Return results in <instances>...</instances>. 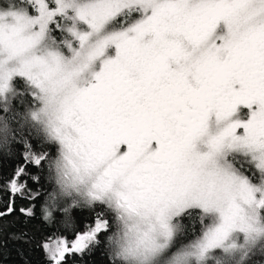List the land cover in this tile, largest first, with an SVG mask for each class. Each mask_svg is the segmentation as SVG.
I'll return each instance as SVG.
<instances>
[{
    "label": "snow or ice",
    "instance_id": "obj_1",
    "mask_svg": "<svg viewBox=\"0 0 264 264\" xmlns=\"http://www.w3.org/2000/svg\"><path fill=\"white\" fill-rule=\"evenodd\" d=\"M13 145L0 221L17 199L25 222L93 217L43 236V264H264V0H5Z\"/></svg>",
    "mask_w": 264,
    "mask_h": 264
},
{
    "label": "trees",
    "instance_id": "obj_2",
    "mask_svg": "<svg viewBox=\"0 0 264 264\" xmlns=\"http://www.w3.org/2000/svg\"><path fill=\"white\" fill-rule=\"evenodd\" d=\"M5 0H0V4ZM12 155H7V150L0 149V180L6 179L12 175L17 164H23L22 149L19 146H11ZM33 171L35 169H32ZM28 183H32L29 181ZM2 186V185H0ZM8 201V196L0 191V209H3ZM25 203L20 199L16 200L17 212L8 216L5 220L0 221L3 225V231L0 232V264H43L42 252L37 247L41 238L50 232H56L59 228L63 233L61 238L71 241L74 239V233H82L85 226L92 222L93 217L86 209H76L71 214L70 223L65 226L63 224L45 226L40 219H32L25 222L23 215L19 214L18 209ZM27 233L25 240L11 239L10 233ZM68 264H108L107 257L103 248H97L86 254L81 259L79 254L73 259L69 257Z\"/></svg>",
    "mask_w": 264,
    "mask_h": 264
},
{
    "label": "rangeland",
    "instance_id": "obj_3",
    "mask_svg": "<svg viewBox=\"0 0 264 264\" xmlns=\"http://www.w3.org/2000/svg\"><path fill=\"white\" fill-rule=\"evenodd\" d=\"M70 242V241H69Z\"/></svg>",
    "mask_w": 264,
    "mask_h": 264
}]
</instances>
